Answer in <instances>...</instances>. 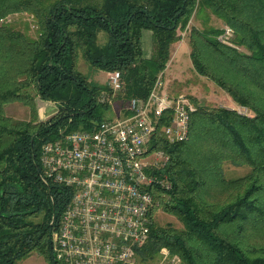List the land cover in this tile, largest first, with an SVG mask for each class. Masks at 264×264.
I'll list each match as a JSON object with an SVG mask.
<instances>
[{
    "label": "trees",
    "instance_id": "trees-1",
    "mask_svg": "<svg viewBox=\"0 0 264 264\" xmlns=\"http://www.w3.org/2000/svg\"><path fill=\"white\" fill-rule=\"evenodd\" d=\"M24 14L34 17V34L27 23L8 22ZM194 14L214 16L233 35L221 43L220 28H192L193 69L252 116L187 98V138L169 144L157 131L153 149L169 159L153 171L164 186L152 189V215L160 208L181 227L152 220L138 260L151 263L165 248L178 264H264V0H0V264H19L32 253L56 264L51 233L72 190L42 181L43 144L59 130H94L107 99L125 107L146 98ZM79 56L90 69L119 72L116 96L78 71ZM34 97L58 104L56 112L40 121ZM16 103L29 109L28 120L7 114ZM226 164L249 171L227 178Z\"/></svg>",
    "mask_w": 264,
    "mask_h": 264
},
{
    "label": "built area",
    "instance_id": "built-area-1",
    "mask_svg": "<svg viewBox=\"0 0 264 264\" xmlns=\"http://www.w3.org/2000/svg\"><path fill=\"white\" fill-rule=\"evenodd\" d=\"M232 35L225 26L216 38L228 43ZM162 74L146 98L127 102V113L101 121L92 131L59 130L58 139L43 144L42 181L72 190L51 233L56 264H143L137 250L149 240L152 189L155 184L164 186L153 171L169 159L163 150L153 149L154 136L160 130L164 140L174 144L188 135L189 101L165 92ZM107 78L113 94L122 89L119 72ZM231 110L252 116L245 106ZM159 258L158 264L179 261L165 248Z\"/></svg>",
    "mask_w": 264,
    "mask_h": 264
},
{
    "label": "rangeland",
    "instance_id": "rangeland-1",
    "mask_svg": "<svg viewBox=\"0 0 264 264\" xmlns=\"http://www.w3.org/2000/svg\"><path fill=\"white\" fill-rule=\"evenodd\" d=\"M206 17L194 14L189 21L187 27L183 31H179L180 39L177 43L172 46L170 61L162 74L163 90L172 96H183L185 98H193L198 105L205 106L207 108L222 107L233 109L237 106L232 99L215 83L209 79L200 76L195 72L192 67L190 60V43L189 33L192 28L203 29L207 25L214 26L217 28H223L225 25L211 16L210 20L206 21ZM9 23L19 24L27 23L31 34L35 33V19L32 15H14L8 18ZM148 32H144L143 35V48L146 54L151 53V38L146 36ZM106 37L103 34L99 35V43L103 44ZM77 69L84 76L88 77L89 80L96 81L100 84H108V78L106 72L95 71L90 69L86 62L78 57ZM116 96L113 94L112 97ZM115 98H111L109 109H99L98 112L101 114L103 120L114 119L121 116L124 113L122 109L123 104ZM187 99V100H188ZM189 101V100H188ZM36 104L37 117L40 121H45L52 116L57 109V104H51L41 101L39 98L34 97ZM7 114L17 120H28L30 118V111L27 107L21 104H11L6 107ZM246 166L235 167L231 164H226L224 167L225 175L227 178H237L245 175L249 170ZM163 196V195H162ZM163 198H166L163 196ZM153 221L156 225L166 226L171 225L176 228H180L181 224L170 214L165 213L160 208L155 209L152 216ZM46 254L32 253L30 256L20 261L19 264H50L49 258ZM137 259L135 258V261ZM134 261V260H133ZM160 258L158 256L151 263L143 264H158ZM178 264V263H177Z\"/></svg>",
    "mask_w": 264,
    "mask_h": 264
},
{
    "label": "crops",
    "instance_id": "crops-1",
    "mask_svg": "<svg viewBox=\"0 0 264 264\" xmlns=\"http://www.w3.org/2000/svg\"><path fill=\"white\" fill-rule=\"evenodd\" d=\"M148 35L150 36V33H149V32L147 33L146 36H148ZM143 51H144V48H143ZM144 55H145L146 57H149V56H150V53H149V54H146L145 51H144ZM47 103H48V102H47ZM49 103H50V102H49Z\"/></svg>",
    "mask_w": 264,
    "mask_h": 264
}]
</instances>
